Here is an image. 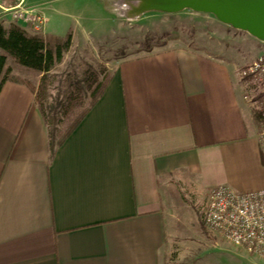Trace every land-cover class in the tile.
Listing matches in <instances>:
<instances>
[{"label":"crops","instance_id":"1","mask_svg":"<svg viewBox=\"0 0 264 264\" xmlns=\"http://www.w3.org/2000/svg\"><path fill=\"white\" fill-rule=\"evenodd\" d=\"M52 19L56 30L48 19L41 35L67 36ZM107 67L100 97L53 154L32 88L42 74L26 68L3 85L0 264H163L174 181L264 189L259 119L245 98L254 83L232 59L176 45Z\"/></svg>","mask_w":264,"mask_h":264},{"label":"rangeland","instance_id":"2","mask_svg":"<svg viewBox=\"0 0 264 264\" xmlns=\"http://www.w3.org/2000/svg\"><path fill=\"white\" fill-rule=\"evenodd\" d=\"M120 3L121 0L26 1L27 6L46 10L49 31L56 30L52 18H59L64 25V35L74 37L63 62L52 73L50 103L59 94L64 96L71 83L83 82L88 72H95L98 80L103 82L110 72L107 65L112 67L122 58L137 57L163 47L181 45L215 52L232 59L238 72L264 53L263 46L253 36L223 24L214 15L185 10L177 14L149 12L131 18L128 13L116 10ZM0 23L9 26L13 21L0 16ZM8 67L14 70L13 78L26 75L21 70L27 69L11 59ZM38 76V73L31 72L29 79L37 83ZM252 83L255 86L251 94L261 100L263 84ZM83 90L87 96L83 108L77 113L91 102L88 88ZM253 106L258 115L260 133H263L258 105ZM209 189L201 180L190 177L182 183L174 181L171 184V199L166 203L171 214L167 217L171 236L163 264H264V259L243 247L234 246L204 225ZM162 193L166 198L165 187Z\"/></svg>","mask_w":264,"mask_h":264},{"label":"trees","instance_id":"3","mask_svg":"<svg viewBox=\"0 0 264 264\" xmlns=\"http://www.w3.org/2000/svg\"><path fill=\"white\" fill-rule=\"evenodd\" d=\"M71 46V34L65 37L52 34L43 36L32 33L17 23H12L9 26L0 23V92L7 81L14 79L12 69L8 67L9 59L16 65L42 74L37 88L32 87L29 82H24L31 86L36 93V102L48 128L52 154L98 100L107 78L106 76L101 82L96 73L88 72L83 82L71 83L64 96L59 94L53 103H50V88L54 81L52 73L63 62L64 55ZM84 87L88 88L90 92L91 102L81 113H77L79 108H83L87 96L84 94Z\"/></svg>","mask_w":264,"mask_h":264},{"label":"built area","instance_id":"4","mask_svg":"<svg viewBox=\"0 0 264 264\" xmlns=\"http://www.w3.org/2000/svg\"><path fill=\"white\" fill-rule=\"evenodd\" d=\"M0 9L9 13L13 20L29 26L34 33L42 34L46 30L48 19L43 10L26 6L25 0H16L15 5L0 0ZM240 76L264 86V53L243 68ZM261 94V100L251 94L245 98L258 105L264 125V90ZM261 139L264 144V131ZM203 222L234 246L243 247L264 259V189L238 192L227 185L212 189Z\"/></svg>","mask_w":264,"mask_h":264},{"label":"water","instance_id":"5","mask_svg":"<svg viewBox=\"0 0 264 264\" xmlns=\"http://www.w3.org/2000/svg\"><path fill=\"white\" fill-rule=\"evenodd\" d=\"M185 10L214 15L223 24L264 41V0H143L142 6L128 15L134 18L149 12L177 14Z\"/></svg>","mask_w":264,"mask_h":264},{"label":"clouds","instance_id":"6","mask_svg":"<svg viewBox=\"0 0 264 264\" xmlns=\"http://www.w3.org/2000/svg\"><path fill=\"white\" fill-rule=\"evenodd\" d=\"M142 4L143 0H132L131 3L126 2V0H121V3L116 10L122 12L123 14H127L132 12L134 9L141 7Z\"/></svg>","mask_w":264,"mask_h":264}]
</instances>
